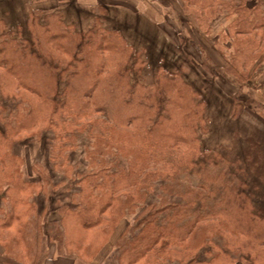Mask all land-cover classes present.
<instances>
[{"label": "trees", "instance_id": "trees-1", "mask_svg": "<svg viewBox=\"0 0 264 264\" xmlns=\"http://www.w3.org/2000/svg\"><path fill=\"white\" fill-rule=\"evenodd\" d=\"M182 2L185 10L216 2L213 15L236 16L221 36L232 64L225 74L250 82L264 64V0ZM7 25L0 19V200L10 203L0 206L2 226L20 219L15 210L27 195L37 207L34 187L49 206L54 203L48 176L39 170L38 180H28L12 146L50 133L57 164L59 155L85 135L87 171L77 176L79 189L54 211L65 227L87 232L124 199L135 209L143 207L144 216L117 241L112 264L149 263L147 254L165 245L170 247L158 250V262L264 264V123L234 97L232 118L248 119L263 136L246 138L241 155L211 152L199 140L206 132V104L187 81V65L159 69L153 82L141 83L146 66L141 50L117 30L104 29L101 20L88 31H75L58 14L36 7L29 11L27 36L20 26ZM85 117L87 124L79 126ZM110 121L138 138L135 146L129 144L137 155L111 146ZM195 175L199 181L193 184ZM151 193L156 201L148 202ZM204 228L201 245L179 250Z\"/></svg>", "mask_w": 264, "mask_h": 264}, {"label": "rangeland", "instance_id": "rangeland-1", "mask_svg": "<svg viewBox=\"0 0 264 264\" xmlns=\"http://www.w3.org/2000/svg\"><path fill=\"white\" fill-rule=\"evenodd\" d=\"M80 1L0 0V19H4L10 29L16 30L20 26L24 36L28 35L26 22L29 11L36 7L42 8L46 13L58 14L66 24L73 26L75 31H88L94 26L96 20H101L104 29L117 30L125 41L133 45L135 49L141 50L140 59L146 62V66L139 73V82H153L157 70L171 71L181 63L191 69L187 81L192 83L193 88L201 94L206 104V132H200L199 138L204 148L211 152L217 150L222 152L227 149L234 154L241 155L246 138L263 136L261 129L248 119L242 116L238 118L231 116L233 98L236 97L243 108L264 123V64L257 69L250 82L241 83L232 75L231 77L225 74L226 67H231L232 64L229 59L230 51H224L221 36L236 16L225 19L223 13L213 15L212 13L216 10V2L213 7L198 9L192 6L191 8L187 7L186 10L182 2L183 5L178 16L174 12L168 14L169 11H166L168 14H166V19L169 21L165 24L161 23L159 26L158 24L151 25L146 19H137L130 14H116V11L114 13L113 11L106 12L100 6L101 4L99 7L91 5V2L98 3V0H89L84 6L80 4ZM102 1L105 2V0L99 2ZM101 12L104 13L105 19ZM209 24L210 26H208ZM157 26L164 30H158ZM194 44L200 47L201 54L193 47ZM236 64H241V61H237ZM96 117L99 115H94L93 120L97 119ZM86 121H88V117L80 118L78 125L85 126L87 123H83ZM107 128L111 129L109 130L112 134L111 146L120 148L132 156L138 154L133 146L129 145L137 144L136 136L125 129L116 127L114 121H110ZM53 139L52 134L46 133L41 137V140H25L11 148L12 154L20 157L21 169L28 180H38L37 171L39 170L48 176L49 187L47 188L51 191L50 195H53L54 192V196H52L54 203L49 206L43 199L44 194H37L40 189L34 187L31 190L35 197L32 198L37 207H33L31 204L32 200L29 194L24 197L23 206H19L18 210H15L17 216L21 215L19 222L13 220L5 226L0 223V264H41L50 245L54 246L59 255L73 257L77 261L81 260L85 263L91 262L99 253L103 252V249L107 248L105 246L111 235L122 222L123 226L127 223L130 228L134 227L145 214L142 211L143 207L135 209L130 202L124 199L128 195H121V198L124 199L122 207L118 208L117 206L116 208L114 204L108 209L103 215L102 224L87 232L82 231L80 226H76L75 229L72 227L68 231L65 225H62L61 215L54 211V207L63 205L66 200L72 197L73 192L79 189L77 176L87 171L85 152L89 140L85 135L79 136L72 149H67L59 155L60 158L56 164V160H53V155L56 153L52 154L51 149L53 146L51 140ZM64 157L70 160L68 164L62 162ZM190 179L193 184L199 181L197 175L191 176ZM3 188L5 187L3 186ZM68 188L72 191L66 192ZM154 192L158 193V190L155 189ZM156 196L157 194L152 195L151 193L148 202L156 201ZM18 198L20 197L18 196ZM2 205L6 209L10 203L0 200V206ZM35 208L37 213H35ZM34 214L35 218H33ZM120 230L121 228L118 231ZM205 230L204 228L195 231L190 240L186 241L187 244L184 242L179 250H187L188 247L192 249L201 245L203 235L206 236ZM117 233L116 235H118ZM116 247L117 245L114 246L115 250L113 249L109 256L110 264L117 254ZM164 247L169 248L170 246L156 247L153 254L152 252L147 254L149 263L146 264L163 263L158 262L157 259L160 257L158 250ZM168 254L169 257L174 255ZM144 259L142 258L138 262ZM240 264L248 263L241 262Z\"/></svg>", "mask_w": 264, "mask_h": 264}, {"label": "crops", "instance_id": "crops-1", "mask_svg": "<svg viewBox=\"0 0 264 264\" xmlns=\"http://www.w3.org/2000/svg\"><path fill=\"white\" fill-rule=\"evenodd\" d=\"M87 1L89 0H81L80 4L84 6ZM99 1L100 0H98V3L91 2V5L92 6L97 5L99 7V4H101L100 6L103 7L104 11L106 12L113 11L114 13L116 11V14L117 13L130 14L131 16H135L137 19L143 18L146 19L147 22L151 25L153 24L159 25L161 23L165 24L167 21H169L166 19V16L173 12L176 13L178 16V12L179 13L181 12V7L183 5L182 0H172V1L170 0H105V2L102 1L101 3ZM166 11H169L168 14ZM101 13L103 14V18L105 19L104 13L103 12ZM157 29L164 30L163 28L158 26ZM122 223L113 233V235H111V238L109 239V241L105 246L107 248L104 247L105 250L103 249V252L99 253L91 262L89 261L90 263L89 262L85 263L81 260L77 261L73 257L59 255V253L56 252L54 246L50 245L47 248V255L44 258V260L41 262V264H108L110 261L109 256L112 253V250L113 249L115 250L114 246L116 245L117 241L123 235V233L128 227L127 223L124 224V226L122 225ZM120 228L121 230L118 231ZM116 233L118 235H116ZM159 264H168V263L163 262Z\"/></svg>", "mask_w": 264, "mask_h": 264}, {"label": "bare ground", "instance_id": "bare-ground-1", "mask_svg": "<svg viewBox=\"0 0 264 264\" xmlns=\"http://www.w3.org/2000/svg\"><path fill=\"white\" fill-rule=\"evenodd\" d=\"M66 228H67V230H68V231H70V230H71V228H70L69 226H66Z\"/></svg>", "mask_w": 264, "mask_h": 264}]
</instances>
